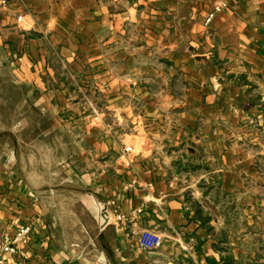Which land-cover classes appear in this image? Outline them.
<instances>
[{
    "label": "crops",
    "instance_id": "0c3cea01",
    "mask_svg": "<svg viewBox=\"0 0 264 264\" xmlns=\"http://www.w3.org/2000/svg\"><path fill=\"white\" fill-rule=\"evenodd\" d=\"M0 67L4 264H264V0H9Z\"/></svg>",
    "mask_w": 264,
    "mask_h": 264
},
{
    "label": "built area",
    "instance_id": "2783aa9c",
    "mask_svg": "<svg viewBox=\"0 0 264 264\" xmlns=\"http://www.w3.org/2000/svg\"><path fill=\"white\" fill-rule=\"evenodd\" d=\"M9 6V0H0V11ZM227 7V4L221 3L214 7V10L208 15L206 25L214 18L215 14ZM31 235V226L22 224L19 226L16 235L12 238H6L0 245V264H4L5 256L17 251L20 244H27ZM164 243V236L154 229H144L138 237V246L146 251H158Z\"/></svg>",
    "mask_w": 264,
    "mask_h": 264
},
{
    "label": "rangeland",
    "instance_id": "374dc122",
    "mask_svg": "<svg viewBox=\"0 0 264 264\" xmlns=\"http://www.w3.org/2000/svg\"><path fill=\"white\" fill-rule=\"evenodd\" d=\"M8 74L9 73H8L6 68L0 67V93L1 94L4 93V92H6V94H8L10 92V90H11V85H10V83H8ZM10 120H11V115H9V114H6V116L5 115L4 116H0V127L1 126H6V128L9 127L8 123L10 122ZM151 229H154V228H151ZM154 230H156V229H154ZM156 231H159V230H156ZM109 234H111V233H109ZM164 240H165V237H164ZM161 248L159 250H161Z\"/></svg>",
    "mask_w": 264,
    "mask_h": 264
},
{
    "label": "trees",
    "instance_id": "16d2710c",
    "mask_svg": "<svg viewBox=\"0 0 264 264\" xmlns=\"http://www.w3.org/2000/svg\"><path fill=\"white\" fill-rule=\"evenodd\" d=\"M6 135H7V133H6Z\"/></svg>",
    "mask_w": 264,
    "mask_h": 264
}]
</instances>
